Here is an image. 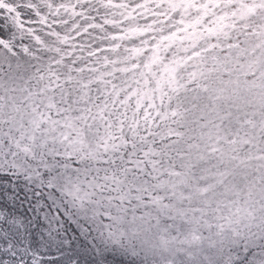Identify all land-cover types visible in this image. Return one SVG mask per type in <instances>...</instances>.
I'll use <instances>...</instances> for the list:
<instances>
[{
    "label": "snow or ice",
    "instance_id": "obj_1",
    "mask_svg": "<svg viewBox=\"0 0 264 264\" xmlns=\"http://www.w3.org/2000/svg\"><path fill=\"white\" fill-rule=\"evenodd\" d=\"M0 264H264V0H0Z\"/></svg>",
    "mask_w": 264,
    "mask_h": 264
},
{
    "label": "trees",
    "instance_id": "obj_2",
    "mask_svg": "<svg viewBox=\"0 0 264 264\" xmlns=\"http://www.w3.org/2000/svg\"><path fill=\"white\" fill-rule=\"evenodd\" d=\"M17 195L21 202H26L27 199L32 197L33 193L30 189L24 188L23 185H21L20 189L17 191ZM21 211H24V209H21ZM65 227L68 226L65 225Z\"/></svg>",
    "mask_w": 264,
    "mask_h": 264
},
{
    "label": "rangeland",
    "instance_id": "obj_3",
    "mask_svg": "<svg viewBox=\"0 0 264 264\" xmlns=\"http://www.w3.org/2000/svg\"><path fill=\"white\" fill-rule=\"evenodd\" d=\"M52 260H53V261H57V260H58V257H57L55 254H53V255H52Z\"/></svg>",
    "mask_w": 264,
    "mask_h": 264
}]
</instances>
